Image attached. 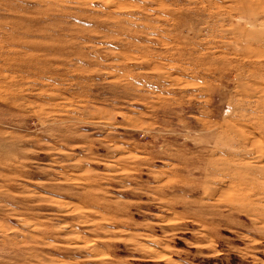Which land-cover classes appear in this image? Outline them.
Segmentation results:
<instances>
[{"label": "rangeland", "instance_id": "rangeland-1", "mask_svg": "<svg viewBox=\"0 0 264 264\" xmlns=\"http://www.w3.org/2000/svg\"><path fill=\"white\" fill-rule=\"evenodd\" d=\"M0 264H264V0H0Z\"/></svg>", "mask_w": 264, "mask_h": 264}]
</instances>
